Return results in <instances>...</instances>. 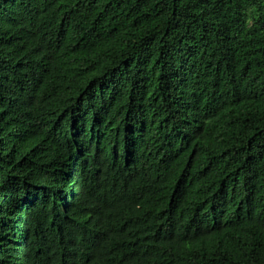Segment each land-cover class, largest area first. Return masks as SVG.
<instances>
[{
    "label": "trees",
    "instance_id": "1",
    "mask_svg": "<svg viewBox=\"0 0 264 264\" xmlns=\"http://www.w3.org/2000/svg\"><path fill=\"white\" fill-rule=\"evenodd\" d=\"M0 264H264V0H0Z\"/></svg>",
    "mask_w": 264,
    "mask_h": 264
}]
</instances>
